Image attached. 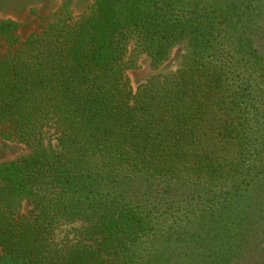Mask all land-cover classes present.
Returning <instances> with one entry per match:
<instances>
[{
    "label": "trees",
    "instance_id": "trees-1",
    "mask_svg": "<svg viewBox=\"0 0 264 264\" xmlns=\"http://www.w3.org/2000/svg\"><path fill=\"white\" fill-rule=\"evenodd\" d=\"M19 27L0 19V135L28 148L0 162V264H264V0ZM132 43L182 65L133 88Z\"/></svg>",
    "mask_w": 264,
    "mask_h": 264
},
{
    "label": "rangeland",
    "instance_id": "rangeland-1",
    "mask_svg": "<svg viewBox=\"0 0 264 264\" xmlns=\"http://www.w3.org/2000/svg\"><path fill=\"white\" fill-rule=\"evenodd\" d=\"M95 0H0V19L8 18L20 23L18 34L24 39L30 33L41 32L46 23L52 19H78L91 10ZM6 46V45H5ZM4 45L1 47L4 50ZM183 45L171 49L166 60L153 65L150 57L141 53L134 43L129 45V54L135 57L136 65L128 71L131 86L136 88L150 78L161 77L175 72L181 65L184 55ZM28 151L27 146L16 140H7L0 135V162L12 160ZM30 205L22 202L20 208L26 213ZM77 224H63L52 236L53 243H59Z\"/></svg>",
    "mask_w": 264,
    "mask_h": 264
}]
</instances>
